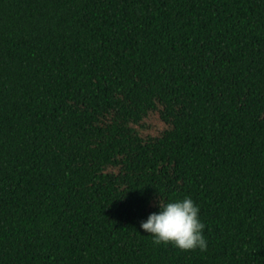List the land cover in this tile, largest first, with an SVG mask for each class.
Wrapping results in <instances>:
<instances>
[{
	"label": "trees",
	"instance_id": "16d2710c",
	"mask_svg": "<svg viewBox=\"0 0 264 264\" xmlns=\"http://www.w3.org/2000/svg\"><path fill=\"white\" fill-rule=\"evenodd\" d=\"M0 264H264V0H0Z\"/></svg>",
	"mask_w": 264,
	"mask_h": 264
},
{
	"label": "clouds",
	"instance_id": "9594fccd",
	"mask_svg": "<svg viewBox=\"0 0 264 264\" xmlns=\"http://www.w3.org/2000/svg\"><path fill=\"white\" fill-rule=\"evenodd\" d=\"M157 211L139 222V229L151 235L154 245L169 244L179 250H206L204 223L199 205L190 196L156 202Z\"/></svg>",
	"mask_w": 264,
	"mask_h": 264
}]
</instances>
